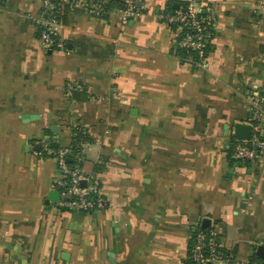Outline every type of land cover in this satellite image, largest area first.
<instances>
[{"label": "crops", "instance_id": "crops-1", "mask_svg": "<svg viewBox=\"0 0 264 264\" xmlns=\"http://www.w3.org/2000/svg\"><path fill=\"white\" fill-rule=\"evenodd\" d=\"M64 1V47L44 51L43 0H0V264H194L203 218L218 246L251 259L264 234V156L239 164L229 149L264 83V0H136L141 14L126 22L93 14L95 0ZM180 3L216 10L207 68L157 17ZM74 83L79 99L64 93ZM74 124L92 137L82 166L107 200L92 214L58 207V163L37 148L65 145Z\"/></svg>", "mask_w": 264, "mask_h": 264}, {"label": "built area", "instance_id": "built-area-1", "mask_svg": "<svg viewBox=\"0 0 264 264\" xmlns=\"http://www.w3.org/2000/svg\"><path fill=\"white\" fill-rule=\"evenodd\" d=\"M64 2V0H63ZM104 2L95 3L91 7L93 14L99 15L103 10ZM45 16L39 18L36 24V34L41 48L44 51L63 48L59 35V26L62 24L63 5L54 0H43ZM120 14L123 21L128 18L139 17L141 12L136 0H127L123 8L112 9ZM157 17L167 25L179 30L177 46L187 54L186 60L198 69L208 67L207 54L209 40L213 35L217 13L213 6L206 4L204 7L190 3L184 8L164 10L156 13ZM81 88L77 84L67 86V94L71 95L75 89ZM250 119L252 121V134L249 139L235 140L231 143L232 159L238 163L255 164L264 156V83L254 87L248 93ZM81 129L83 134H88L85 127L74 124V129ZM71 140L57 148L49 140L40 142L39 154L57 161L60 170L55 179V186L59 192L58 207L63 211H81L86 213L98 212L106 208L107 200L101 191V183L96 172L87 174L82 166L83 150L71 151ZM87 141H82L84 147ZM69 158L72 164L68 163ZM193 235V244L190 249V260L194 264H212L221 261L225 264H263L258 260H238L234 256H224L217 251V243H207V234L199 229ZM258 245L264 247V234L257 240Z\"/></svg>", "mask_w": 264, "mask_h": 264}, {"label": "trees", "instance_id": "trees-1", "mask_svg": "<svg viewBox=\"0 0 264 264\" xmlns=\"http://www.w3.org/2000/svg\"><path fill=\"white\" fill-rule=\"evenodd\" d=\"M57 4H61L62 3V5H63V15H62V20L63 21H65V18H66V14H67V12L69 11V4H67V2H63V0H54ZM101 1V0H100ZM99 0H95V2L96 3H99L100 2ZM124 5H125V3H124V1H121V0H113V1H111V2H109V3H103L102 4V6H103V10H102V13L104 12V11H106V10H112V9H114V8H123L124 7ZM188 4H185V3H180L179 4V6L177 7V8H184V7H186ZM177 8H175L174 6H173V4H169L168 5V9L170 10V11H172V10H175V9H177ZM260 48L262 49V52H263V54H264V45H261L260 46ZM185 55V54H184ZM64 93H65V95L66 96H69L68 94H67V87H66V89H64ZM84 98H86V97H84ZM73 131H75V135H73L72 137H71V144H72V148H71V151L73 152V153H75V152H77L80 148L83 150V147L81 146V142L82 141H87V142H91L92 141V137L89 135V134H83L82 133V131H81V129H79V128H75ZM235 140V138L233 137L232 138V142ZM49 142H50V144L52 145V146H54V147H57V148H59V147H61L62 146V140L61 139H56V140H50L49 139ZM230 152H229V156L231 155V158H232V150H231V146H230ZM231 162H232V160H231ZM68 163L69 164H72L73 162H72V160H71V158H69V160H68ZM239 164H242V163H239ZM244 164H246V163H244ZM249 164V163H248ZM199 229H201V230H203L206 234H207V243H217V239H216V237L214 236V235H212L211 234V230L209 229V228H203V227H201V228H198L197 230H199ZM197 232V231H196ZM195 234V233H194ZM192 244H193V242H192ZM192 246V245H191ZM217 251L219 252V253H221V254H223L224 256H235V255H233V252H231V251H229V250H227V249H225V248H222V247H220V246H217ZM235 258V257H234ZM252 260H258V261H260V262H262L263 264H264V255H259V253H258V249H257V251L254 253V255L252 256V258H251ZM190 262L191 263H194L192 260H190Z\"/></svg>", "mask_w": 264, "mask_h": 264}, {"label": "water", "instance_id": "water-1", "mask_svg": "<svg viewBox=\"0 0 264 264\" xmlns=\"http://www.w3.org/2000/svg\"><path fill=\"white\" fill-rule=\"evenodd\" d=\"M177 7H178V5H176L175 8H177ZM73 96H74V98L79 99L80 98V91L78 89H75L73 91ZM25 118H27V116H25ZM58 127H59L58 123L55 121L53 123L52 130L57 131L59 129ZM251 134H252V125L251 124L241 123V122L235 123L233 135L236 139H238V140L249 139L251 137ZM37 148H40V145H37ZM50 199L52 201L54 200L52 197ZM48 202L49 201L47 200V203ZM201 226L203 228H210L211 220L209 218H203ZM116 250H117V248L113 249V251L111 253L112 257H113V254L116 252ZM258 253H259V255H264V247L263 246H260L258 248Z\"/></svg>", "mask_w": 264, "mask_h": 264}]
</instances>
